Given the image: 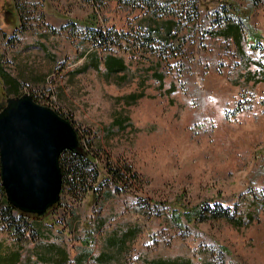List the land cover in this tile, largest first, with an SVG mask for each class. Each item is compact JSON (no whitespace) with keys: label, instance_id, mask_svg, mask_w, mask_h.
<instances>
[{"label":"rangeland","instance_id":"obj_1","mask_svg":"<svg viewBox=\"0 0 264 264\" xmlns=\"http://www.w3.org/2000/svg\"><path fill=\"white\" fill-rule=\"evenodd\" d=\"M146 1L0 0V68L22 84L19 95L68 115L99 165L138 174L118 193L101 169L17 238L0 220V264H39L51 254L55 264H264V75L254 64L264 67V4L197 0L198 15L184 18L164 47L146 45L143 29L148 18L167 19L163 8H177ZM227 5L260 44L247 33L240 44L218 35L215 16ZM90 29L129 35L120 50L102 52L124 57L127 81L93 71L68 77L92 46L84 37ZM159 68L173 95L159 96ZM142 87L145 97L116 101ZM7 98L0 83V110ZM238 104L245 110L232 115ZM2 190L0 179L5 216ZM203 203L253 221L240 229L221 219L173 222V207Z\"/></svg>","mask_w":264,"mask_h":264},{"label":"trees","instance_id":"obj_2","mask_svg":"<svg viewBox=\"0 0 264 264\" xmlns=\"http://www.w3.org/2000/svg\"><path fill=\"white\" fill-rule=\"evenodd\" d=\"M91 1V3H96L98 6L102 5L105 0H86ZM167 3L175 5L176 10L166 11L163 8V15L167 16V19L162 20L161 22H157L154 19L148 18V25L143 29L144 35H146V45L151 43H158L164 45V47L169 46L170 42L177 39L175 32L181 27V21L185 20V23H192L193 18L189 19L191 15L197 16L199 13V4L197 0H163ZM253 6H258L259 4H264V0H249ZM140 6H143V1H140ZM150 0L146 1L145 4L148 6L150 4ZM145 5V6H146ZM166 5V4H165ZM236 9V8H235ZM14 12H16V7H13ZM188 13V16L185 17V13ZM186 13V15H187ZM185 18V19H184ZM215 24L220 28V32H217L219 36H223L225 38L231 39L235 44H240L243 40L244 34L249 36V38L255 39L257 44H260V37L249 35L246 31V25L244 22V18L234 14V8L231 5L221 6V10L216 13L215 16ZM85 40L88 43H92V46L99 47L101 51H112L113 48H117V50L121 49V41L125 40L128 43L127 34H122L121 32L116 33L114 30H95L90 29L84 35ZM145 46V45H144ZM143 46V47H144ZM125 49L126 46H125ZM110 54V53H108ZM109 55L104 59V64L107 61ZM160 57V56H159ZM159 64V63H158ZM258 68L262 70V74L264 75V67H259L258 63H254ZM160 65V64H159ZM123 69H115L111 71L109 74H117L121 73ZM78 73H74L73 76H76ZM159 78L158 75H156ZM161 78H159V81ZM264 82V81H263ZM0 83L4 87V92H6V97H17L20 96L19 92L22 86L20 82H17L15 78H13L8 72L0 68ZM33 100L42 105L34 96ZM142 95L139 96H127L126 98H116V101L121 100H130L129 102H135L137 99L142 98ZM3 108V107H2ZM1 108V109H2ZM51 108V107H50ZM54 110V109H53ZM245 108L242 107L241 104H238L237 107L232 112V115H237L238 113L244 111ZM62 118H66L70 123L68 115L62 114L59 111L55 110ZM73 124V123H71ZM74 128L75 125L73 124ZM77 133V137L80 139L81 151L80 153H73L69 150H65L59 157V168L61 170V191L59 197L64 193V191H69L71 195L75 196L81 193L88 188L90 184L88 181H96L99 177H101L100 170L104 171L103 180L107 182H111L114 185V189L118 193L128 192V177H132L136 179L138 174L133 170V168L129 165L118 166L112 163H109V166L99 165L96 163V158L93 157L91 152H87L85 149L81 138L78 135V131L75 128ZM100 187V186H99ZM130 189V188H129ZM3 191V190H2ZM92 195L95 196V192H92ZM61 198V197H60ZM5 200H2L3 209L7 214H0V220L6 221V226L11 227L12 234L17 238L18 236H22V232H24V228L28 226V222L34 221L38 222L41 219L30 214L20 213L16 211L10 203L7 201V198L4 197ZM61 199L59 202L52 207L49 211L51 212L53 209H56L60 205ZM175 211L172 214L173 222L181 226V218L185 217L186 220L191 222H201V221H212V219H221L224 221H228L233 227L240 229L244 226L247 221L252 222L251 217H245V220L242 217L236 215V211H233L229 206L223 207L218 203H203L197 205L196 208L192 210L189 208H185L182 204L173 207ZM16 213L18 218H14L12 215ZM49 214V213H48ZM235 215V216H234ZM29 220V221H28ZM129 234H127V237ZM155 264H164L160 262H155ZM170 264H178V263H170ZM182 264V263H180Z\"/></svg>","mask_w":264,"mask_h":264},{"label":"water","instance_id":"obj_3","mask_svg":"<svg viewBox=\"0 0 264 264\" xmlns=\"http://www.w3.org/2000/svg\"><path fill=\"white\" fill-rule=\"evenodd\" d=\"M80 153L73 124L24 93L0 110V179L5 198L20 213L46 216L59 202V157Z\"/></svg>","mask_w":264,"mask_h":264},{"label":"crops","instance_id":"obj_4","mask_svg":"<svg viewBox=\"0 0 264 264\" xmlns=\"http://www.w3.org/2000/svg\"><path fill=\"white\" fill-rule=\"evenodd\" d=\"M102 52L103 51H101L100 49L97 50L95 47L91 46L90 49H88L86 52L81 53L80 59H82L83 61L79 65H77V68L68 72L67 74L68 77H75L73 76L74 73H78L77 75H81L88 71H93L96 74H99L102 79H108V81H110L111 78L116 79L117 82L121 80L124 82L127 81L126 78L129 72V64L125 62L124 57L121 55L118 56V55L108 54V53L102 54ZM107 55H109V57L107 58V61L104 64V59L106 58ZM130 57L131 56L129 55V58ZM121 68L123 69L121 73L109 74L111 71L115 69H121ZM157 75L159 76V78H161L160 80H162L160 68L158 69ZM157 83L158 84L156 87H157V91L159 92V96H163L164 94H168L170 96L174 94L172 83L165 90H164V86L161 81H157ZM140 84H142V81H140ZM257 84H259V82ZM260 84L264 85V82L262 81ZM130 95H133L135 97L139 95H142L143 97L146 96V94L143 91V87L140 88L139 91H136V93L129 94L128 96ZM54 259H56L55 255L51 254L50 256L47 255L46 257L39 258L37 259V261L39 264H55L53 263ZM156 262H159V261H156ZM184 263L186 264L188 262L184 261Z\"/></svg>","mask_w":264,"mask_h":264}]
</instances>
